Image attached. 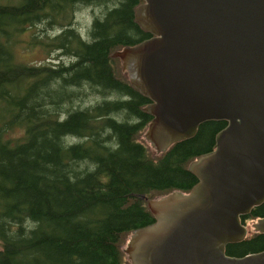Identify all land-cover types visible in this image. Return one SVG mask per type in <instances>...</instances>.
<instances>
[{
  "label": "trees",
  "instance_id": "16d2710c",
  "mask_svg": "<svg viewBox=\"0 0 264 264\" xmlns=\"http://www.w3.org/2000/svg\"><path fill=\"white\" fill-rule=\"evenodd\" d=\"M139 2L0 0V264H123L118 244L155 220L142 194L196 184L188 163L214 147L226 121H203L156 157L135 139L151 120L138 106L150 99L120 75L112 53L150 36L135 20ZM79 7L91 13L84 31L72 20ZM45 19L44 42L69 61L17 62L18 32ZM91 94L98 98L81 105ZM14 125L23 130L9 137ZM250 216H264V203L241 220ZM263 248L264 234L229 242L225 252Z\"/></svg>",
  "mask_w": 264,
  "mask_h": 264
},
{
  "label": "water",
  "instance_id": "95a60500",
  "mask_svg": "<svg viewBox=\"0 0 264 264\" xmlns=\"http://www.w3.org/2000/svg\"><path fill=\"white\" fill-rule=\"evenodd\" d=\"M135 20L149 37L114 51L121 73L149 97L151 120L136 129L152 157L225 120L214 147L188 169L189 191L142 194L155 220L118 244L123 264H264V248L225 246L264 234V0H141Z\"/></svg>",
  "mask_w": 264,
  "mask_h": 264
},
{
  "label": "rangeland",
  "instance_id": "374dc122",
  "mask_svg": "<svg viewBox=\"0 0 264 264\" xmlns=\"http://www.w3.org/2000/svg\"><path fill=\"white\" fill-rule=\"evenodd\" d=\"M74 12L75 13L72 14V20L77 25V29L83 31L86 30L87 25L91 23L90 10H87L84 7H79L76 8ZM50 15L51 16L49 17H52V14ZM57 17L59 18V16ZM41 25H46V19L41 23H36L33 25L27 23L24 24V27L22 28L23 30L21 29L22 31L20 30L18 32L13 44V58H15L17 62H22L29 65L45 64L47 66H53L54 63H59L63 60L69 61V56L63 54L62 48H58L55 46V44H50L48 41L44 42L43 38H45V35L40 29ZM57 32L58 30H55V28L47 31V33L50 35H55ZM116 67L117 69L119 68V73L122 75L120 61ZM55 85V83L51 84L53 87H55ZM83 89H86L85 86H83ZM94 98L95 95H89V97L84 102L81 101V105H87V103L93 102L98 97L95 99ZM12 127L13 126L8 127L6 131V134L9 137H16L23 130V128L18 125H14V127ZM247 219L248 218H246V220Z\"/></svg>",
  "mask_w": 264,
  "mask_h": 264
},
{
  "label": "bare ground",
  "instance_id": "6f19581e",
  "mask_svg": "<svg viewBox=\"0 0 264 264\" xmlns=\"http://www.w3.org/2000/svg\"><path fill=\"white\" fill-rule=\"evenodd\" d=\"M116 58V57H115ZM120 59V58H119ZM149 114V113H148Z\"/></svg>",
  "mask_w": 264,
  "mask_h": 264
}]
</instances>
